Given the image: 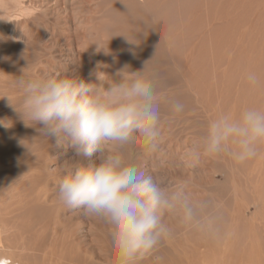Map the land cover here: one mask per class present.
<instances>
[{
	"label": "rangeland",
	"instance_id": "rangeland-1",
	"mask_svg": "<svg viewBox=\"0 0 264 264\" xmlns=\"http://www.w3.org/2000/svg\"><path fill=\"white\" fill-rule=\"evenodd\" d=\"M29 1L23 0L26 4ZM46 1L50 6H45ZM54 2L36 1L48 18L39 22L49 20L39 30L23 22V30L17 23L6 24V36L12 34L10 40L17 43L9 46L5 40V46H0V55L4 52L2 56L8 60L2 64L0 56V70L9 71L3 74L1 70L2 82L5 75L16 78L33 73V62L37 63L41 51L32 56L36 60H26L30 55L24 56L34 52L23 50L21 42L39 36L44 47L39 72L43 78L66 76L89 81L97 73L118 79L117 72H139L165 89L155 88L163 111L168 100L184 105L179 114L168 116L162 111L156 151L145 152L142 144L137 145L141 142L135 140L123 150L124 155L136 164L139 160L162 187L174 190L185 186L194 199L206 202L218 213V229L204 234L180 225L174 216H166V223L169 219L172 230L177 229L141 264H263L264 145L254 158L243 163L223 155H200L193 165L190 153L201 151L207 123L218 114L230 112L235 116L245 107H264V0H127L128 8L121 0H79L74 7L69 5L68 18L65 6ZM58 9L62 10L60 16ZM95 12L102 15L91 21ZM97 41L104 48L110 46L112 57L103 50L97 52ZM22 53L24 56H20ZM19 66L28 72L33 68L32 73L23 74L20 68L22 73L14 71L13 67ZM251 73L259 78L256 85L247 79ZM163 80L168 81L165 86ZM1 81L7 87L8 83ZM2 86L0 97L10 91ZM31 126L34 136L21 140L23 144L14 139L11 128L7 134H0V248L6 249L0 255L12 254L21 264H117L111 240L101 226L82 209L66 207L58 197V184L66 170L79 167L81 162L85 166L97 164V155L79 158L66 144L40 135L42 126ZM36 142L41 148L33 147ZM133 144L137 148L133 149ZM252 254L253 259L249 257Z\"/></svg>",
	"mask_w": 264,
	"mask_h": 264
},
{
	"label": "clouds",
	"instance_id": "clouds-1",
	"mask_svg": "<svg viewBox=\"0 0 264 264\" xmlns=\"http://www.w3.org/2000/svg\"><path fill=\"white\" fill-rule=\"evenodd\" d=\"M128 8L127 0H121ZM0 39H5L0 35ZM108 54V47L101 46ZM118 79L101 77L83 81L69 77L18 78L23 98L10 105L27 125H40L42 133L71 148L79 158L97 155L99 163L66 170L58 184V197L71 209H82L111 240L117 264H141L169 237L166 216L204 234L218 229V213L195 200L183 187L168 190L135 163L123 150L139 140L145 152L158 147L161 104L151 80L140 75L116 73ZM252 85L258 76L247 77ZM107 83V86H105ZM175 115L183 112L179 100L169 101ZM6 120L0 126L8 127ZM23 144L24 141H21ZM264 145V107L249 106L235 116L218 114L207 123L201 151L190 153L193 165L200 155H223L237 163L254 158Z\"/></svg>",
	"mask_w": 264,
	"mask_h": 264
},
{
	"label": "bare ground",
	"instance_id": "bare-ground-1",
	"mask_svg": "<svg viewBox=\"0 0 264 264\" xmlns=\"http://www.w3.org/2000/svg\"><path fill=\"white\" fill-rule=\"evenodd\" d=\"M33 1H35V2H33ZM36 1H38V0H30L29 2H28V4H26L27 2H23V0H0V35H2L3 37H5V39H0V46L1 47H4L5 46V40H7L8 42H9V46L11 45V44H15V42H16V40L14 41V40H10V39H12L13 38V35L12 34H10L9 36H6V24H9V23H12V24H14V23H17L18 24V26H19V28L21 29V30H23V24H22V22L24 23V24H27L29 27L30 26H34L36 29H40L41 28V26H42V24H45V22L46 21H44L42 24L39 22L40 20H43V19H45L47 16H46V12L45 11H43V10H45V9H43V10H41V8L40 7H38L37 6V4H36ZM55 2H54V4H57V6H58V4L59 3H62L64 6H65V13L67 14L66 15V17L68 18L69 17V15H68V9H69V5L70 6H73L74 5V2H76V1H79V0H76V1H74V0H54ZM50 2V1H49ZM47 4V5H46ZM46 4H45V6H47L48 7V4H49V6H50V3H48L47 1H46ZM52 4V3H51ZM56 6V7H57ZM63 6V7H64ZM74 7V6H73ZM43 8V7H42ZM76 8H77V5H76ZM50 8H48L47 10H49ZM54 9H57V8H54ZM98 9V8H97ZM101 9H103V8H101ZM62 10H63V8H62ZM62 10H60L61 12H62ZM54 11V10H53ZM58 11H59V9H58ZM60 11H59V16H60ZM98 11H99V9H98ZM102 11V10H101ZM49 13V12H48ZM47 13V14H48ZM50 13L52 14V10L50 11ZM58 12H56V14H57ZM99 13V12H98ZM101 13V12H100ZM100 13L99 14H96V12H95V14L96 15H93L92 14V18H91V21L94 19L93 17L95 16H99V18H100V16L102 15V13H101V15H100ZM139 13V12H138ZM54 14V13H53ZM52 14V15H53ZM64 14V13H63ZM62 15V14H61ZM72 15V14H71ZM14 16H17L16 18V21H14L15 20V18H14ZM46 16V17H45ZM57 15H55V17H56ZM8 17V18H7ZM45 17V18H44ZM22 18H25L26 19V21H22ZM42 18V19H41ZM60 18V17H59ZM4 19H5V21L6 22H4ZM19 19V20H18ZM46 19H48V18H46ZM57 19H58V17H57ZM64 19V18H63ZM48 22H49V20L46 22L47 24H48ZM93 23V22H92ZM91 23V24H92ZM11 24V25H12ZM7 34H9V33H7ZM44 40V39H43ZM5 43H4V42ZM35 41H38L40 44H34V42ZM41 42H42V44H43V41L41 40L40 41V37L39 36H37V37H32V41L31 42H26V41H23V42H21V46H23V50L25 49V50H30V49H32L33 50V52H34V54H27V53H25V54H27V55H25L24 56V53H22L23 55H20V56H24V58L26 57V56H28V55H30L26 60H28V59H30L32 56H35V53H36V51L37 50H40L41 52H40V55H39V57H38V59L39 60H37V63H34L33 62V64H34V70H33V73H32V69L28 72V70L26 69V70H22L21 69V67L22 66H24V64L25 63H23L22 61V66H19V67H13V69H14V71H16V69H17V71H19V70H21V71H23V74H24V71H25V73H26V71H27V73H32V74H34V72H35V76L34 77H37V76H39V78H43V76H41V74L39 73L41 70H42V63H43V59H41L43 56H42V54L41 53H43V50H44V47L43 46H41ZM17 43V42H16ZM100 43H101V41H100ZM127 43H129L128 41H127ZM19 44H20V42H19ZM103 44V43H102ZM101 44V45H102ZM140 44V43H139ZM17 46H18V44H16ZM16 45L14 46V48H16ZM131 45V44H130ZM20 46V45H19ZM20 46V47H21ZM106 46V45H105ZM49 47H51V46H49ZM9 48H11V47H8V50L9 51H11ZM109 48H110V46H108V50H109ZM131 48H133L132 46H131ZM0 50H1V48H0ZM20 50V52H21V49H19ZM47 50V49H46ZM110 50H112L111 48H110ZM2 52V51H1ZM1 52H0V54H1ZM11 53V52H10ZM4 54V52L2 53V55ZM15 54V53H14ZM44 54V53H43ZM48 54V53H47ZM108 54H110V52L108 53ZM2 55H0V56H2ZM5 55V54H4ZM46 55V54H45ZM19 56V55H18ZM19 56V57H20ZM49 56V55H48ZM110 56H111V54H110ZM3 57V59L4 60H1V61H3V62H1L2 64L4 63V61L6 60V61H8L6 58H5V56H2ZM10 57V56H9ZM41 57V58H40ZM112 57V56H111ZM22 58V57H21ZM32 59H35L36 60V58H31L30 60L32 61ZM49 59H52V58H49ZM30 60H29V62H28V64L30 63ZM45 60H48V59H45ZM48 61H50V60H48ZM18 62H19V60H18ZM18 62H15V64H16V66H17V63ZM20 62V63H21ZM26 62V63H27ZM52 62V61H51ZM9 63L11 64V61H9ZM48 63V62H47ZM5 64V63H4ZM12 65V64H11ZM14 65V64H13ZM45 65H47L46 64V61H45ZM1 66V65H0ZM9 66V65H8ZM7 68V67H6ZM20 68V69H19ZM23 69H24V67H22ZM47 68V67H46ZM45 68V69H46ZM141 68V67H140ZM8 69V68H7ZM13 69H11L12 70V73H13ZM19 69V70H18ZM44 69V68H43ZM2 71H3V69H1ZM0 70V74L2 73V71ZM5 70V69H4ZM10 70V69H9ZM11 70H10V72H11ZM21 71H19L18 73H20ZM155 71V70H154ZM4 73L3 74H5L6 72L5 71H3ZM9 71L7 70V73H8ZM6 73V74H7ZM11 73V74H12ZM22 73V72H21ZM38 73V74H37ZM17 74V73H16ZM16 74H15V76H16ZM31 74V75H32ZM36 74H37V76H36ZM17 75H20V74H17ZM26 75V74H25ZM30 75V74H29ZM29 75L28 76H25V79H27L26 77H28V78H30L29 77ZM30 75V76H31ZM144 75V74H143ZM1 76H2V74H1ZM21 76H23V75H21ZM108 76V75H107ZM110 76V75H109ZM146 76H147V74H146ZM145 76V77H146ZM150 76V75H149ZM4 77H6V81L4 80V82H2L1 80V83H8L7 84V87L6 86H4L3 84H0V86H2L3 87V89H4V87H6V90H7V88L10 90V91H8V93L7 94H5V95H7V98H5V95L3 96V97H0V120H6L5 122L6 123H8L9 124V126L8 127H3V126H0V134H2V136H3V134L4 133H6L7 134V132L10 130V128L11 129H13L14 130V132H13V135H14V139H16V140H18V141H21V140H24V139H27V138H33V132H34V128H33V126H31V125H27L26 124V122H25V120L23 119V117H22V115L20 114V113H18L17 111H15L14 110V107L13 106H11L10 105V101H9V96L10 97H12L13 98V101L14 102H16L17 104H19L21 101H22V98H23V92H22V88H21V85L19 84V81L17 80L18 78L17 77H19L20 78V76H17L16 78L14 77V78H11V77H7V75H5ZM32 77V76H31ZM148 77V76H147ZM161 77H163V76H161ZM45 78V77H44ZM1 79V78H0ZM4 79V78H3ZM2 79V80H3ZM8 80V81H7ZM168 80V79H167ZM165 81V80H163L164 81V83H162V84H164V86H165V84L168 82V81ZM160 82V81H159ZM16 84H19L20 85V87L19 88H17V86H16ZM107 84V83H106ZM8 85H11L12 86V88L10 89L9 87H8ZM156 85H157V87H158V89H163V87H161L160 88V84H157L156 83ZM2 87H1V90H2ZM154 87L157 89V87L154 85ZM168 87H169V85H168ZM166 88H167V86H166ZM171 89V88H170ZM168 90V89H167ZM3 92H4V90H2ZM156 92H157V90H156ZM162 92H165V89H163L162 90ZM168 94H169V90H168V92H167ZM160 94H162V93H160ZM165 94V93H164ZM175 95V94H174ZM168 96H170V94L168 95ZM168 96H165L166 97V99H168ZM157 97H159L158 95H157ZM171 97H173L172 96V94H171ZM170 99V98H169ZM159 100H161V99H159ZM161 102H162V100H161ZM160 102V103H161ZM168 102H169V100H168ZM164 109H165V111H163L162 110V108H161V113H163V112H165V113H167V115L168 116H171V112H170V110H169V104H168V106H167V108L166 107H164ZM163 111V112H162ZM168 118V117H167ZM36 126V125H35ZM38 126V125H37ZM160 127H162V125H160ZM41 128V127H40ZM38 129V128H37ZM11 131V130H10ZM35 131H36V129H35ZM38 131H41V130H39L38 129ZM37 131V132H38ZM39 133V132H38ZM37 133V134H38ZM11 135V134H10ZM40 135H42V132L40 133ZM16 136H17V138H16ZM45 136V135H44ZM1 137V136H0ZM37 137H39V136H37ZM40 138V140H41V136L39 137ZM4 139V138H3ZM2 139V140H3ZM45 139H46V137H45ZM47 139H50V138H47ZM6 140V139H5ZM27 141V140H26ZM36 141V140H35ZM47 141H50V140H47ZM46 141V142H47ZM29 142H30V140H29ZM41 141H39V143H40ZM45 142V143H46ZM54 142V141H53ZM52 142V145H56L55 143H53ZM132 143H134L135 144V142H132ZM35 144H37V142L36 143H34V148H35V146H37V148L39 147V145H35ZM49 144V142L47 143V145ZM131 144V143H130ZM134 144L132 145V148H133V146H134ZM138 144H140L141 145V143H137V145ZM27 145V144H26ZM136 145V146H137ZM139 145V146H140ZM131 146V145H130ZM142 146V145H141ZM28 147H30V146H28ZM55 147V146H54ZM128 147H129V145H128ZM39 148H41V147H39ZM131 148V149H132ZM134 148H137V147H134ZM133 148V149H134ZM127 149H129V148H127ZM36 150V149H35ZM53 150V149H52ZM130 150V149H129ZM133 151V150H132ZM139 151V150H138ZM138 151H136V153L138 152ZM10 152V151H9ZM49 152H51V151H49ZM124 152V151H123ZM127 153H129L128 151H126ZM46 153V152H45ZM134 153V152H133ZM139 154V153H138ZM140 155V154H139ZM130 156H133V155H130ZM136 156H137V154H136ZM177 157V156H176ZM134 158H135V156H134ZM141 158H142V156L140 157V160H141ZM139 159V158H138ZM138 159H136L135 158V160H138ZM80 160V159H79ZM78 160V161H79ZM131 160V158L129 159V160H127V161H130ZM143 160V162H144V159H142ZM77 161V162H78ZM132 161H133V159H132ZM130 161L131 163H135L136 164V162L135 161ZM138 162V164H139V160L137 161ZM141 162V161H140ZM88 163V162H87ZM99 163V162H98ZM179 163V162H178ZM77 164V163H76ZM79 164H80V162H79ZM81 164H82V162H81ZM137 164V165H138ZM140 166H141V168L143 169V164L141 165V163L139 164ZM138 165V166H139ZM81 166V165H80ZM87 166V165H86ZM177 166H178V164H177ZM6 167V166H5ZM171 167V166H170ZM175 168V167H174ZM174 168H173V170H174ZM179 169H181V171H182V168L180 167ZM166 170H168V169H166ZM178 170V169H177ZM185 170V169H184ZM180 171V172H181ZM169 172V171H168ZM173 172V171H172ZM177 172V171H176ZM184 173V172H183ZM185 175H186V173H184ZM171 175V174H170ZM176 175V174H175ZM184 176V175H183ZM181 177V176H180ZM185 178L184 179H186V176H184ZM171 178H173V175H172V177ZM183 178V177H182ZM187 178H189V177H187ZM179 180H181L180 178H178ZM38 180H40V178L38 179ZM159 180V179H158ZM176 180V179H175ZM179 180H178V182H179ZM195 180V179H194ZM48 181H49V179H48ZM182 181L184 182L185 180H183L182 179ZM181 181V182H182ZM190 181V180H189ZM40 182V181H39ZM50 182V181H49ZM191 182H193V181H191ZM194 182H196V181H194ZM174 183V182H173ZM185 183V182H184ZM183 183V185H185ZM190 183V182H189ZM188 183V184H189ZM20 184V183H19ZM19 184H18V186H19ZM27 184V183H26ZM193 184V183H192ZM192 184H191V186H192ZM22 186H23V184H22ZM186 186H187V184H186ZM17 187V186H16ZM48 187H49V185H48ZM181 187V186H180ZM183 187V186H182ZM185 187V186H184ZM183 187V188H184ZM188 187V186H187ZM50 188V187H49ZM194 188V187H193ZM15 189H17V188H15ZM188 189V188H187ZM186 189V190H187ZM22 190H25V188L24 189H22ZM192 190V189H191ZM191 190H189V191H191ZM196 190V189H195ZM27 192V191H26ZM28 194V193H27ZM26 195V194H25ZM24 196V195H23ZM197 196V195H196ZM15 198H16V196H14ZM18 197V196H17ZM194 197H195V195H194ZM10 198H13V196H10ZM24 198V197H23ZM7 199V198H6ZM198 199V198H197ZM9 200V199H8ZM15 200V199H14ZM25 200V199H24ZM195 200H196V198H195ZM199 200V199H198ZM27 201V200H26ZM3 202V201H2ZM3 204V203H2ZM0 206H1V204H0ZM6 213V212H5ZM4 213V214H5ZM172 217V216H171ZM171 217H169V218H171ZM9 218H11V217H9ZM172 219V218H171ZM175 219V218H174ZM11 220V219H10ZM167 220V219H166ZM176 221V220H175ZM59 222V221H58ZM173 222V221H172ZM168 223H169V219H168ZM170 225L172 224V223H169ZM173 225V224H172ZM171 225V226H172ZM178 225V224H177ZM177 225H174V226H177ZM56 228V227H55ZM174 229H177V228H175V227H173V230L172 231H174ZM56 230H57V228H56ZM55 230V231H56ZM60 233V232H59ZM177 233V232H176ZM63 234H64V232H63ZM74 234V233H73ZM67 235V234H66ZM65 235V236H66ZM171 235H172V233H171ZM174 235V234H173ZM61 236V235H60ZM104 236V235H103ZM107 236V235H106ZM108 237V236H107ZM2 238H0V243L2 242ZM3 247V246H2ZM8 247V246H7ZM1 249V248H0ZM3 249H5V248H3ZM3 249H1V251H0V253L1 252H3ZM6 250V249H5ZM8 251H9V249H8ZM15 252V251H14ZM252 253H255V252H252ZM14 254V253H13ZM223 254V253H222ZM10 254L8 253L7 255L6 254H2V255H0V264H3V262H7V264H21L22 262L20 261V260H18L19 262H21V263H17L15 260H14V258H13V256H12V254L9 256ZM250 255H251V253H250ZM249 255V257H251V259H253V258H255L254 256H253V254H252V256H250ZM225 257V256H224ZM18 258V257H17ZM251 261V260H250ZM258 261H260L259 259H258ZM247 262V261H246ZM25 263V262H24ZM260 263H261V261H260ZM251 264V263H250ZM252 264H254L253 262H252ZM264 264V263H263Z\"/></svg>",
	"mask_w": 264,
	"mask_h": 264
}]
</instances>
